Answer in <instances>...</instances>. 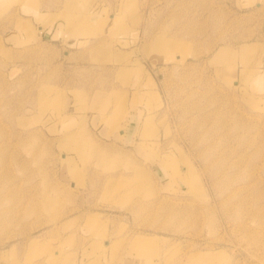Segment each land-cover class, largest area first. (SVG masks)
Here are the masks:
<instances>
[{"label":"rangeland","instance_id":"rangeland-1","mask_svg":"<svg viewBox=\"0 0 264 264\" xmlns=\"http://www.w3.org/2000/svg\"><path fill=\"white\" fill-rule=\"evenodd\" d=\"M0 264H264V0H0Z\"/></svg>","mask_w":264,"mask_h":264},{"label":"bare ground","instance_id":"bare-ground-1","mask_svg":"<svg viewBox=\"0 0 264 264\" xmlns=\"http://www.w3.org/2000/svg\"><path fill=\"white\" fill-rule=\"evenodd\" d=\"M124 128H125V127H123V128L121 127V129H120V135L123 136V137H124V134H123V133H124V131H125Z\"/></svg>","mask_w":264,"mask_h":264}]
</instances>
